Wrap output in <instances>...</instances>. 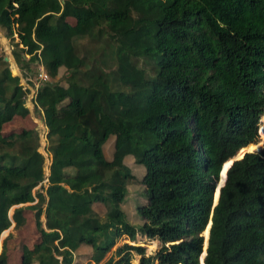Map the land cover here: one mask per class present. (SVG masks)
Instances as JSON below:
<instances>
[{"label": "trees", "instance_id": "trees-1", "mask_svg": "<svg viewBox=\"0 0 264 264\" xmlns=\"http://www.w3.org/2000/svg\"><path fill=\"white\" fill-rule=\"evenodd\" d=\"M0 29L31 86L40 65L49 75L44 194L38 131L3 130L30 115L31 89L0 56V241L36 200L40 232L19 264H74L85 246L87 264H201L207 245L205 264H264V148L233 163L214 206L223 165L264 143V0H0ZM126 160L146 168L139 225ZM138 233L162 246L119 245Z\"/></svg>", "mask_w": 264, "mask_h": 264}, {"label": "rangeland", "instance_id": "rangeland-1", "mask_svg": "<svg viewBox=\"0 0 264 264\" xmlns=\"http://www.w3.org/2000/svg\"><path fill=\"white\" fill-rule=\"evenodd\" d=\"M83 44L89 45L87 40H84ZM14 48H15L14 42L6 35V31L4 29H0V56L4 57L5 60L9 62L8 64L11 66L14 75H16L19 72H21V69L19 68L20 64L16 62V59L14 57L13 54ZM26 58H29V56L27 55ZM64 73H65V69H62L60 73V77H62ZM21 77L24 78V80L22 81L23 84L27 82V79L24 76H22V72H21ZM34 81L35 83L37 82V80ZM32 93L33 92L31 91L29 98L25 102L26 107L30 111V115H28L27 117L17 116L13 120L5 122L3 130L18 132L26 128L36 129V131H38L41 138L39 150L46 157L45 173L46 176H49L50 165L52 164V154H50L46 148L48 128L45 125V119L42 113L36 111L34 100L32 99ZM257 141H259V138L257 139ZM3 152H5V150L2 149V146H0V154ZM126 162L127 164L132 165L133 167L132 169L136 177L133 180H131L128 185L129 197L128 200L125 202V204H123V208L125 212H127L130 221L139 225L138 223L140 222V216H138L137 214L136 206L139 203L147 202V198L145 196V185L143 183V178H142V175L146 174V168L144 165L141 164L138 165L136 168V165L133 164L132 161L130 160H126ZM48 186H49V181L45 183L41 182L34 189L33 192L37 193L38 191H40L46 194V188ZM36 203L37 200L35 202L25 203L22 205L26 207V211H25L26 223L24 226L15 228L16 223L13 221L12 226L8 230L4 231L3 234L1 235V241H0L1 250L4 244L7 253L9 255L10 264H19L22 257V252H24V247L32 248L39 241L40 232L36 224L37 209L31 208V206ZM19 206L21 205L14 206L11 209L10 211L11 217L14 214L15 208ZM41 221L43 222V226L45 227V221H46L45 215L42 216ZM123 243L141 245L146 248L147 254L149 255L155 254L162 246V243L159 239L157 238L152 239L146 235H142L141 233H138L136 241H131L130 239L123 237L120 240L119 245ZM91 254H92V249L89 246L82 247L79 251L75 252L74 264H87L89 262ZM140 257L141 256L139 254L133 252V254L131 255L130 263L139 264ZM34 264H38V263L35 262Z\"/></svg>", "mask_w": 264, "mask_h": 264}, {"label": "water", "instance_id": "water-1", "mask_svg": "<svg viewBox=\"0 0 264 264\" xmlns=\"http://www.w3.org/2000/svg\"><path fill=\"white\" fill-rule=\"evenodd\" d=\"M259 148H264V143H263V145H262L261 147H259ZM259 148H255L254 150H247V151H245L244 153H241V155H240V152H239L234 158H232V159H230V160H228V161L226 162V163L230 162L227 168H226V163L223 165V168H222L221 173H220V177H219L218 180L215 181V183H216L215 185H216V186H215V192H214V206L217 205L218 202H219V198H220L221 190H222V188L224 187V185L226 184V181H227V179H228V171H229V169L232 167L233 163H234L236 160H239V159L243 158L247 152H252V151L258 150ZM240 151H241V150H240ZM225 168H226V170H227V171H226V178H225V180H224V183L221 184V182H222V174H223V171H224ZM220 184H221V186H220ZM219 186H220L219 193H217V190H218ZM211 225H212V220L210 221V223H209V225H208V227H207V229L209 228V235H210V228H211ZM207 229H206V230H207ZM206 230H205V231H206ZM208 244H209V238H208ZM207 248H208V245H207ZM207 248H206V249L204 248V252H203L204 255L202 254L203 257H201V258H203V259H201V264H205V261H204V260H205V256H206V254H207Z\"/></svg>", "mask_w": 264, "mask_h": 264}, {"label": "built area", "instance_id": "built-area-1", "mask_svg": "<svg viewBox=\"0 0 264 264\" xmlns=\"http://www.w3.org/2000/svg\"><path fill=\"white\" fill-rule=\"evenodd\" d=\"M60 1V3H61V5L63 6L64 5V3H65V1L66 0H59ZM17 75H20L21 76V72H19ZM23 76V75H22ZM49 79V75H48V73L46 72V70H45V68H44V66L43 65H40L39 66V73H38V75H37V82L35 83V85L34 86H31L28 82H25L23 85H25L26 87H28V88H30L31 89V91L33 92L32 93V99L34 100V104H35V107H36V95H37V89H38V87L40 86V84H41V82L42 81H46V80H48ZM24 80V78L22 77V81ZM31 94V92L29 93V95ZM29 95H28V97H27V99L29 98ZM26 99V100H27ZM26 100H25V102H26ZM25 102H24V104H25ZM26 106V105H25ZM51 166V165H50ZM50 175V174H49ZM49 181V176H46L45 177V179L42 181V183H45V182H48Z\"/></svg>", "mask_w": 264, "mask_h": 264}, {"label": "clouds", "instance_id": "clouds-1", "mask_svg": "<svg viewBox=\"0 0 264 264\" xmlns=\"http://www.w3.org/2000/svg\"><path fill=\"white\" fill-rule=\"evenodd\" d=\"M211 221V220H210Z\"/></svg>", "mask_w": 264, "mask_h": 264}]
</instances>
